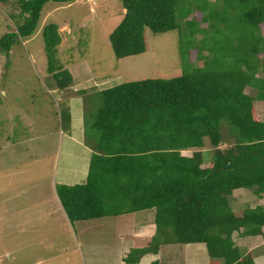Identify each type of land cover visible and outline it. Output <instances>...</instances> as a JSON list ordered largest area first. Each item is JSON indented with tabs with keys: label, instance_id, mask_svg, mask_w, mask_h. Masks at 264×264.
<instances>
[{
	"label": "trees",
	"instance_id": "16d2710c",
	"mask_svg": "<svg viewBox=\"0 0 264 264\" xmlns=\"http://www.w3.org/2000/svg\"><path fill=\"white\" fill-rule=\"evenodd\" d=\"M76 1L18 0L19 12L11 18L19 20L0 38L1 52L9 53L17 42L37 33L47 3ZM177 2L122 0L126 12L110 34L116 58L146 53L150 49L147 30H175ZM234 3L242 9L237 57L220 70L204 60V66L179 76L125 81L102 90L103 106L93 121L85 122V140L93 152L87 179L56 187L71 222L155 212L154 233L135 239L127 261L158 252L163 244L205 243L212 259L253 264L250 257L240 256L232 235L241 230L259 234L264 205L234 210L231 196L239 189L256 188L254 195L264 199V121L256 115L255 105L256 100L264 101V0ZM201 13V21L189 20L188 30L225 25L226 20L209 16L206 7H201ZM59 28L51 22L42 33L55 86L65 91L74 77L69 69H55L62 43ZM196 33L192 36L200 45V56L195 60H203L204 35ZM213 61L220 62L216 57ZM247 87L254 92L246 93ZM67 112H61L63 126L71 121ZM185 151L192 154L184 155Z\"/></svg>",
	"mask_w": 264,
	"mask_h": 264
},
{
	"label": "rangeland",
	"instance_id": "374dc122",
	"mask_svg": "<svg viewBox=\"0 0 264 264\" xmlns=\"http://www.w3.org/2000/svg\"><path fill=\"white\" fill-rule=\"evenodd\" d=\"M201 7L208 9L209 16L216 15V21L226 20L225 25L216 29L191 26L188 30L189 20L201 21ZM237 8L234 0L220 5L207 0H178L175 30H147L150 49L146 53L117 59L110 34L126 12L122 0L50 2L44 6L39 30L32 38L17 42L7 56L0 50V264H110L113 258L118 259L120 231L130 224L125 222L127 217L136 221V214L70 221V226L56 187L65 180L64 166L74 173L78 162L83 166L82 175L69 174L82 184L89 172L90 154L74 141L78 158L66 160L62 156L59 161L55 150L62 143L55 134L60 126L56 119L76 103L82 106L84 123L93 121L94 113L103 106L102 90L125 81L172 78L204 66V60L223 69L237 57L238 31L243 29L238 23L242 9ZM18 12V0H0V38L15 29L19 19L11 16ZM229 16L230 20L225 19ZM51 22L60 26L62 36L55 69H69L74 77L65 91L55 86L45 51L42 31ZM196 32L204 35L203 60H195L200 56V45L192 36ZM214 56L219 63L213 61ZM83 89L89 92H77ZM251 92L247 87L246 93ZM255 105L256 115L264 121V101L256 100ZM82 142L92 147L86 140ZM255 189L237 190L231 196L233 209L264 205V199L254 195ZM109 243H114L113 247Z\"/></svg>",
	"mask_w": 264,
	"mask_h": 264
},
{
	"label": "crops",
	"instance_id": "0c3cea01",
	"mask_svg": "<svg viewBox=\"0 0 264 264\" xmlns=\"http://www.w3.org/2000/svg\"><path fill=\"white\" fill-rule=\"evenodd\" d=\"M71 108L70 123H66L63 126L61 123V118L59 117L56 119V123H58L60 126L55 129V134H59L62 144L57 146L55 152L59 153V161H61L62 156H64V159L66 160H72L74 158L77 159L78 154L76 153L75 149H73V147L77 146L74 141H77L82 145V150L86 148L88 149L91 160V156L93 153L92 149L82 142L83 140L85 141V123L82 106L81 104L79 105L74 103ZM86 159L89 160L88 157H86L85 160ZM78 165L79 167L74 171V173L64 166L65 174H63V179L65 180H62V184L75 185L78 182L79 179H71L72 175L69 174L72 173L77 177L81 176L83 173V166L80 167L82 165L80 162H78ZM85 181H83L82 183H84ZM261 200L262 199H260V201ZM59 204L60 206L62 205L60 200ZM63 212L65 214L67 222L69 223L70 219L68 218L65 210H63ZM132 214H136V216H134L136 218V221L132 217H127L125 219V222H130V224L128 223L127 226L122 231H120V237L122 239L117 251L118 259L115 260L113 258V262H110V264H152L154 262H156L157 264H225V261L222 258H211L207 245L205 243L163 244L162 246H160L158 252H149L143 255L138 261H127L126 258L131 252V248L136 243L135 239H144L146 236H150L154 233L155 212L153 210L124 213L118 216H129ZM70 226H73V224ZM97 232L99 233L100 230H98ZM241 232L242 230L235 231L232 235V239L240 256L242 258L250 257L253 261V264H264V227H262L261 232L257 235H248ZM113 244L114 243H109L108 245L113 247ZM107 256H109L108 252ZM102 264H108V262L105 261V263Z\"/></svg>",
	"mask_w": 264,
	"mask_h": 264
},
{
	"label": "water",
	"instance_id": "95a60500",
	"mask_svg": "<svg viewBox=\"0 0 264 264\" xmlns=\"http://www.w3.org/2000/svg\"><path fill=\"white\" fill-rule=\"evenodd\" d=\"M8 55V53H6V56Z\"/></svg>",
	"mask_w": 264,
	"mask_h": 264
},
{
	"label": "clouds",
	"instance_id": "9594fccd",
	"mask_svg": "<svg viewBox=\"0 0 264 264\" xmlns=\"http://www.w3.org/2000/svg\"><path fill=\"white\" fill-rule=\"evenodd\" d=\"M79 90H77V92H78Z\"/></svg>",
	"mask_w": 264,
	"mask_h": 264
}]
</instances>
